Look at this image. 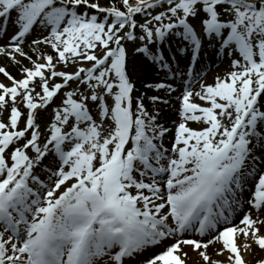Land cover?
<instances>
[{
	"label": "snow or ice",
	"instance_id": "obj_1",
	"mask_svg": "<svg viewBox=\"0 0 264 264\" xmlns=\"http://www.w3.org/2000/svg\"><path fill=\"white\" fill-rule=\"evenodd\" d=\"M0 77V264H264V0H0Z\"/></svg>",
	"mask_w": 264,
	"mask_h": 264
},
{
	"label": "bare ground",
	"instance_id": "obj_2",
	"mask_svg": "<svg viewBox=\"0 0 264 264\" xmlns=\"http://www.w3.org/2000/svg\"><path fill=\"white\" fill-rule=\"evenodd\" d=\"M1 78V77H0ZM216 247L218 248L219 247V245H216ZM185 251H187L188 253H189V255L192 253L193 254V251L190 249V248H185ZM207 251H208V253L211 255L212 254V252H213V248H212V246H210L208 249H207ZM194 255V254H193ZM245 256H246V258L250 261V263H251V261L254 259V257H252V256H249L247 253H245ZM190 258H191V261H190V264H203V261H202V259L197 255V254H195V256H190ZM213 258L214 259H219V257H215V256H213Z\"/></svg>",
	"mask_w": 264,
	"mask_h": 264
},
{
	"label": "rangeland",
	"instance_id": "obj_3",
	"mask_svg": "<svg viewBox=\"0 0 264 264\" xmlns=\"http://www.w3.org/2000/svg\"><path fill=\"white\" fill-rule=\"evenodd\" d=\"M107 2V0H101V3H106ZM10 71H12L13 72V74H15V69H9ZM2 78V77H1ZM194 254V255H193ZM193 254L191 253L190 255H189V257L190 256H195V254H197L196 252H193ZM190 261H191V258H189V260H188V264H190ZM251 264V263H250Z\"/></svg>",
	"mask_w": 264,
	"mask_h": 264
}]
</instances>
